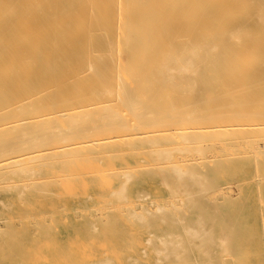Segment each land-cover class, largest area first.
I'll return each instance as SVG.
<instances>
[{"label": "bare ground", "instance_id": "obj_1", "mask_svg": "<svg viewBox=\"0 0 264 264\" xmlns=\"http://www.w3.org/2000/svg\"><path fill=\"white\" fill-rule=\"evenodd\" d=\"M263 206L264 0H0V264H226Z\"/></svg>", "mask_w": 264, "mask_h": 264}, {"label": "rangeland", "instance_id": "obj_2", "mask_svg": "<svg viewBox=\"0 0 264 264\" xmlns=\"http://www.w3.org/2000/svg\"><path fill=\"white\" fill-rule=\"evenodd\" d=\"M124 10H127V6L125 5ZM240 172V171H238ZM232 188V186H229ZM225 188V187H224ZM234 196V193H233ZM258 206V205H257ZM257 212L256 218H258L259 226L257 223H255L256 230H255V237L254 238H249L250 237V230L247 231V227L249 224V219L255 220L254 216H251V210L248 208L247 212H249V216L246 215L245 219L242 223V226L245 227V231L243 232V239L241 241V247L238 249L239 253L235 254V257H228L226 256V259L228 260L226 264H233V261L236 259H239L240 261H243L245 264H264V206L263 207H258L255 208L253 207L252 211ZM260 211V214H259ZM256 221V220H255ZM263 228V229H262ZM261 229V231H260ZM256 242V243H253ZM263 245V247H261Z\"/></svg>", "mask_w": 264, "mask_h": 264}]
</instances>
